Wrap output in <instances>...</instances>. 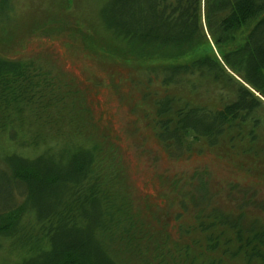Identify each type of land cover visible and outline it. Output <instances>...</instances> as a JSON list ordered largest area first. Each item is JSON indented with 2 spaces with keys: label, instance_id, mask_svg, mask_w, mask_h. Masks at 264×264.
Masks as SVG:
<instances>
[{
  "label": "trees",
  "instance_id": "1",
  "mask_svg": "<svg viewBox=\"0 0 264 264\" xmlns=\"http://www.w3.org/2000/svg\"><path fill=\"white\" fill-rule=\"evenodd\" d=\"M102 20L126 64L162 75L153 122L166 151L191 133L264 162V0H108ZM36 69L0 54V240L19 264H264V222L223 206L206 205L195 250L170 246L135 210L118 150L8 148L31 126L33 142L49 141L41 132L65 113L66 96Z\"/></svg>",
  "mask_w": 264,
  "mask_h": 264
},
{
  "label": "rangeland",
  "instance_id": "2",
  "mask_svg": "<svg viewBox=\"0 0 264 264\" xmlns=\"http://www.w3.org/2000/svg\"><path fill=\"white\" fill-rule=\"evenodd\" d=\"M2 1L0 54L34 60L45 81L58 87L55 93L66 96L65 113L55 117L59 122L41 132L49 141L33 142L31 126L17 140H5L8 148L12 143V149L31 157L47 146L71 148L78 142L83 150H118L135 210L169 237L170 246L195 250L201 244L193 226L205 219L206 205L230 208L235 216L244 213L242 224L264 222V162L211 150L191 133L182 151H166L153 122L154 101L165 96L162 75L138 64V58L126 64L124 43L112 38L102 20L108 0ZM53 103L51 112L58 115L62 104ZM0 244V264H19L5 240ZM129 258L125 264H134ZM230 263L239 264V258Z\"/></svg>",
  "mask_w": 264,
  "mask_h": 264
}]
</instances>
